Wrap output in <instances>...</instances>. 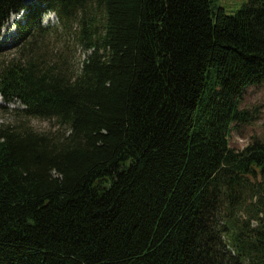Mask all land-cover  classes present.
<instances>
[{"label":"trees","instance_id":"1","mask_svg":"<svg viewBox=\"0 0 264 264\" xmlns=\"http://www.w3.org/2000/svg\"><path fill=\"white\" fill-rule=\"evenodd\" d=\"M35 1L0 0V30L22 16L0 48V264H264V139L228 144L264 85V0Z\"/></svg>","mask_w":264,"mask_h":264},{"label":"rangeland","instance_id":"2","mask_svg":"<svg viewBox=\"0 0 264 264\" xmlns=\"http://www.w3.org/2000/svg\"><path fill=\"white\" fill-rule=\"evenodd\" d=\"M217 7L222 8L226 14H234L242 4L247 0H213ZM24 4L28 6L36 5L35 0H24ZM21 13L12 14L7 22L0 30V48L3 56H9L13 52L12 38L15 34L14 24L21 20ZM40 24L45 27H54L57 25L56 16L47 12L41 15ZM52 56H57L62 59H66L69 62L71 69H77L80 61L84 58L85 52H83L79 46L68 41L64 38L63 41L55 42L51 41ZM49 44V45H50ZM0 105L3 102L0 99ZM18 103L8 104V108L17 106ZM240 110H244L248 113L249 120L246 123H240L236 125L229 134L228 144L229 147L239 151L245 145H247L253 138L264 139V85L257 87H249L244 92L240 99ZM11 121L7 114H4L0 110V123ZM29 126L37 131H54L57 127L52 121H41L31 119L28 122Z\"/></svg>","mask_w":264,"mask_h":264}]
</instances>
